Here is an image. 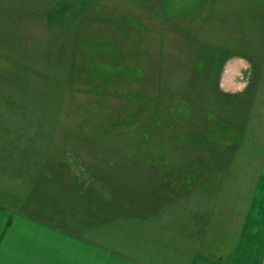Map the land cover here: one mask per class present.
I'll return each instance as SVG.
<instances>
[{
	"label": "rangeland",
	"instance_id": "obj_1",
	"mask_svg": "<svg viewBox=\"0 0 264 264\" xmlns=\"http://www.w3.org/2000/svg\"><path fill=\"white\" fill-rule=\"evenodd\" d=\"M148 5L0 0V112L2 102L10 111L0 128L11 132L5 164L11 177H25L26 192L40 176L30 194L57 183L59 192L102 195L109 207V198L136 188L169 193L208 164L218 166L214 175L234 179L236 208L243 187L256 181L264 158V65L244 88H223L224 58L208 50L207 35L200 45L180 31L177 14L189 11L175 8L164 18ZM158 210L156 226L164 223Z\"/></svg>",
	"mask_w": 264,
	"mask_h": 264
},
{
	"label": "crops",
	"instance_id": "obj_2",
	"mask_svg": "<svg viewBox=\"0 0 264 264\" xmlns=\"http://www.w3.org/2000/svg\"><path fill=\"white\" fill-rule=\"evenodd\" d=\"M152 1L148 7L163 9L164 18H171L175 8L189 11L187 21L181 20L184 13L177 14L180 23L170 22L179 23L180 31L192 33L200 45L207 35L208 50L224 58L223 88H244L250 74L264 65V0ZM2 104L0 119L8 122L10 111ZM7 135L11 132L0 128V264H264V158L236 208L230 197L235 196L234 179L214 175L218 166L208 164L186 175L196 185H171L169 193L136 188L134 196L109 198V208L102 195L59 192L57 183L49 192L30 194L40 176L26 192L25 177H11L5 164L12 151ZM137 207L147 216H140ZM158 209L164 216L160 226L153 220Z\"/></svg>",
	"mask_w": 264,
	"mask_h": 264
},
{
	"label": "trees",
	"instance_id": "obj_3",
	"mask_svg": "<svg viewBox=\"0 0 264 264\" xmlns=\"http://www.w3.org/2000/svg\"><path fill=\"white\" fill-rule=\"evenodd\" d=\"M138 72V76L140 75V74H142V72L140 71L139 72V70L137 71ZM147 92V91H146ZM144 97H146V96H143V98ZM143 106L142 107H140L139 108V112H146L147 110V105H145V104H142ZM149 110V109H148ZM151 111V118H152V120L154 119V120H156L157 122H159V116H157V112H155V111H153V110H149V112ZM138 117H139V115H138ZM132 119V118H131ZM238 142H239V140H238Z\"/></svg>",
	"mask_w": 264,
	"mask_h": 264
}]
</instances>
